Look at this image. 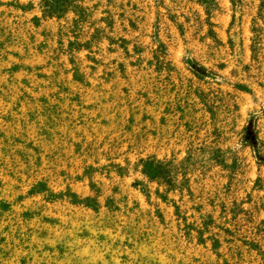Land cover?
Returning <instances> with one entry per match:
<instances>
[{
    "label": "rangeland",
    "instance_id": "1",
    "mask_svg": "<svg viewBox=\"0 0 264 264\" xmlns=\"http://www.w3.org/2000/svg\"><path fill=\"white\" fill-rule=\"evenodd\" d=\"M75 1L0 0V264H264V0Z\"/></svg>",
    "mask_w": 264,
    "mask_h": 264
},
{
    "label": "trees",
    "instance_id": "2",
    "mask_svg": "<svg viewBox=\"0 0 264 264\" xmlns=\"http://www.w3.org/2000/svg\"><path fill=\"white\" fill-rule=\"evenodd\" d=\"M42 7V14L49 17H60L68 11L74 12L79 15V6L75 0H40ZM264 22V18H263ZM255 42L251 45L252 51L254 50ZM245 141H249L250 147L254 150L256 162L264 166V154L261 152L257 137L254 133L252 123L246 125ZM140 172L148 181H164L166 183H173L175 180V165L172 161H162L154 157H148L139 161Z\"/></svg>",
    "mask_w": 264,
    "mask_h": 264
}]
</instances>
